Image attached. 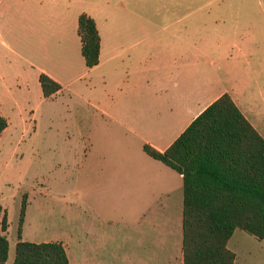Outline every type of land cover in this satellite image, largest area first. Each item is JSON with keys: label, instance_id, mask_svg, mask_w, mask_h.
Returning <instances> with one entry per match:
<instances>
[{"label": "rangeland", "instance_id": "obj_1", "mask_svg": "<svg viewBox=\"0 0 264 264\" xmlns=\"http://www.w3.org/2000/svg\"><path fill=\"white\" fill-rule=\"evenodd\" d=\"M125 10L151 14L150 28L163 23L195 29L198 49L203 52L201 61L212 59L211 70L207 67L212 74L210 96L219 92L232 96L264 138V0L181 4L110 0L106 9L108 14ZM168 11H178L183 19L179 23H175L176 15L153 19L154 13ZM105 18L100 14L97 23L106 37L110 19ZM36 44L34 59L45 52L43 43ZM76 54L83 60L78 46ZM1 55L0 115L7 126L0 135V205L7 221L3 234L8 255L0 264H13L23 196L21 240L61 242L69 264H182L181 177L141 149L142 138L154 134L151 130L164 116L149 108L142 118L147 117L146 126L153 128L145 129L144 123L129 116L130 111L121 114L123 120L137 122L132 125L137 132H130L94 111L77 92L43 99L31 75L27 80L29 105H24L13 82L24 63ZM75 65L79 69V63ZM96 74L84 78L88 81ZM152 101L146 100L148 105ZM111 104L105 100V106ZM124 163L127 170L132 172V167L141 174L132 172L127 180L121 175L110 178L125 170ZM160 168L173 175L167 177L168 194L159 195L158 205L151 210L135 209L142 197L137 190L160 180L164 173ZM227 248L235 254L233 264H264V238L235 229Z\"/></svg>", "mask_w": 264, "mask_h": 264}, {"label": "crops", "instance_id": "obj_2", "mask_svg": "<svg viewBox=\"0 0 264 264\" xmlns=\"http://www.w3.org/2000/svg\"><path fill=\"white\" fill-rule=\"evenodd\" d=\"M143 1L148 0H140ZM152 1L169 4L197 2ZM109 3L110 0H0L1 56L12 58L14 63L18 58L24 63L22 70L13 76L16 94L24 105H29V76L38 81L39 74L44 73L61 88L49 97H43L41 92L43 99H55L64 92H77L80 96L84 95L85 104L94 111L113 119L130 132H137L132 126L137 122L132 124L128 118L123 120L121 114L130 111L129 116H135L138 123H144L143 128L151 129L153 125L146 126L147 117L144 120L142 116H146L149 108H152L164 119L151 130L155 131L154 134L150 133L148 139L142 138L141 144H149L163 151L206 106L223 94L219 92L214 97L210 96L212 74L208 69L211 70L212 59L208 63L201 61L203 52L198 49L195 29L174 28L163 23L150 28L147 23L151 14L129 10L108 14L106 9ZM81 13L94 20L100 37L98 64L91 68L86 67L84 59L81 60L76 54L77 46L81 54L77 34V20ZM100 14L110 19L106 37L97 23ZM166 15H176L175 23L183 19L178 11L154 13L153 19L162 20ZM37 42L43 43L45 52L34 59L32 52ZM205 49L207 44L204 45ZM75 62L79 63V69L74 68ZM95 72L94 77L85 80V75ZM38 85L40 88L39 82ZM5 88L11 91L10 86ZM106 99L112 101L110 107L105 106ZM147 99H153L150 105ZM16 108H19L18 103ZM138 137L141 139L142 135ZM124 167V171L110 174V178L121 175L127 180L133 177L132 172L141 174L140 170L132 167V172L127 170V163H124ZM160 169L164 172L160 180H153L151 187L143 184L137 190L142 197L135 209L151 210L158 205L159 195L168 194L167 177L173 178V175L165 168ZM177 174L180 178L181 175Z\"/></svg>", "mask_w": 264, "mask_h": 264}, {"label": "trees", "instance_id": "obj_3", "mask_svg": "<svg viewBox=\"0 0 264 264\" xmlns=\"http://www.w3.org/2000/svg\"><path fill=\"white\" fill-rule=\"evenodd\" d=\"M77 34L91 68L98 64L100 37L85 13L78 16ZM38 82L43 97L61 88L44 73ZM6 126L0 115V135ZM142 150L181 175L182 264H233L227 242L235 229L264 238V138L228 93L206 106L165 150L149 144ZM25 201L23 196L13 264H69L61 242L21 240ZM6 228L0 205V263L8 255Z\"/></svg>", "mask_w": 264, "mask_h": 264}]
</instances>
